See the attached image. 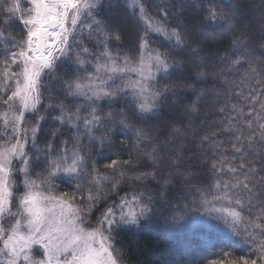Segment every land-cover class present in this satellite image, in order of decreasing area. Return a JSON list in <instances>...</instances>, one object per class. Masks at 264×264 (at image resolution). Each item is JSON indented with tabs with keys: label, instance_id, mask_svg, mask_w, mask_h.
<instances>
[{
	"label": "snow or ice",
	"instance_id": "6c2138e0",
	"mask_svg": "<svg viewBox=\"0 0 264 264\" xmlns=\"http://www.w3.org/2000/svg\"><path fill=\"white\" fill-rule=\"evenodd\" d=\"M119 3L0 0V264H124L117 239L158 211L145 193L180 180L202 215L247 246L206 264H264V53L250 47L241 5L123 0L121 22ZM212 24L226 28V44L202 30ZM177 69L195 97L185 116L204 99L197 83H215L221 118L198 145L211 182L190 179L179 139L190 129L157 123L177 102L164 83ZM116 132L124 139L108 155Z\"/></svg>",
	"mask_w": 264,
	"mask_h": 264
},
{
	"label": "trees",
	"instance_id": "16d2710c",
	"mask_svg": "<svg viewBox=\"0 0 264 264\" xmlns=\"http://www.w3.org/2000/svg\"><path fill=\"white\" fill-rule=\"evenodd\" d=\"M188 2L194 4L196 0H188ZM215 2L226 5L233 0H215ZM235 2L241 3L249 27L253 32V39L249 42L250 47L259 56L264 53V48L260 47L261 38L264 37L261 23L264 0H235ZM122 3L123 0H120L117 7L112 9V14L119 17L121 22L125 19L120 6ZM152 10H155V7ZM192 15L195 16L196 12L193 11ZM202 30L205 32L210 30L209 33L214 31L215 39L223 40L225 44L229 39L226 28H222L219 24L206 26ZM134 43L135 29L131 28L126 31L124 48L127 50L134 46ZM187 74V69H184L183 73L177 69L173 79L164 82L169 89L175 90L177 105L183 106L184 101L195 99L190 91L179 82L181 76ZM53 83H58V81H53ZM214 87L215 83L211 77L203 83H197L198 89H205V96L200 101L198 114L185 116V108H182L183 110L176 118L174 117L173 104H171L164 112L162 120L157 121V123H162L170 118H175L179 126L190 129L189 134L181 135L179 139L186 144L183 151L188 155L185 157L184 163L190 165L193 173L190 179H193L194 182H203L204 180L211 182L204 165L206 153L202 155L198 145L199 136L218 126L221 118V114L215 111L212 92ZM169 100H172L171 96ZM52 123L49 121L48 126L45 127V136L50 135L49 129ZM123 139L121 133H113L112 146H106L105 153L112 155L117 148L121 147ZM41 146L43 147V145ZM128 152L135 158L136 152L131 149V145H129ZM98 153L99 149L97 148L93 151V156L98 158L101 171H103L102 165L106 157L99 156ZM123 158L127 159L128 155L124 154ZM60 188L66 189L67 186L61 183ZM145 195L153 196L158 211L153 214L151 222H142L143 227L126 230L117 239V246L123 251L124 264H206L209 257L219 256L225 250L230 251L233 258L247 251V246L233 237L222 223L212 220L207 214H201L203 209L198 201L193 203V192L182 180L169 185L166 192L163 189L158 192L150 188ZM162 195L167 199V204L161 199Z\"/></svg>",
	"mask_w": 264,
	"mask_h": 264
},
{
	"label": "rangeland",
	"instance_id": "374dc122",
	"mask_svg": "<svg viewBox=\"0 0 264 264\" xmlns=\"http://www.w3.org/2000/svg\"><path fill=\"white\" fill-rule=\"evenodd\" d=\"M241 4V3H240ZM210 30H207V32H209ZM176 98V97H175ZM175 98H173V97H171V99L173 100V99H175ZM186 103V101H184V104ZM173 108H174V110L173 111H175L174 112V117H176V116H179L180 115V111L181 110H183L182 108H184V105L183 106H181V105H177V103H174L173 104ZM177 118V117H176Z\"/></svg>",
	"mask_w": 264,
	"mask_h": 264
}]
</instances>
